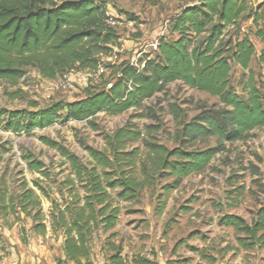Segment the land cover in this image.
Here are the masks:
<instances>
[{"label":"trees","instance_id":"16d2710c","mask_svg":"<svg viewBox=\"0 0 264 264\" xmlns=\"http://www.w3.org/2000/svg\"><path fill=\"white\" fill-rule=\"evenodd\" d=\"M247 10V3L240 0H198L183 6L170 21L176 38H161L156 56L146 55L136 66L129 60L104 64L114 48L121 47V36L108 23L109 11L98 0H0V82L15 86L29 69L48 80L75 67L109 77L73 102L59 101L43 108L34 103L32 110L0 109V127L7 132L30 136L58 123L89 125L102 113L120 116L132 111L131 120L153 118L145 103L176 82L218 100L180 124L179 144L172 150L149 142L132 121L106 138L110 154L86 148V162L58 142L40 137L70 166L69 175L60 183V191L67 187L70 202L60 206L51 200L55 210L50 221L40 218L42 205L35 190L51 198L34 181L33 188H27L20 199L11 198L10 205L31 218L36 235L46 234L48 228L62 232L66 260L58 263L92 264L91 244L96 233L111 231L119 221L121 209L116 201H134L145 188L163 179L172 180L164 190L177 189L185 178L205 171L218 154L227 151L228 144L245 141L251 132L264 128V77L259 75L257 81L251 69L255 59L264 66V48L256 58L249 37L234 38L230 31ZM250 18L255 25L260 21L258 15ZM256 37L264 44V29L259 28ZM232 65L248 72L241 95L232 85ZM172 113L176 121L183 116L181 110ZM212 139L215 147H197ZM136 143L146 149L145 156L140 147H132ZM45 167L41 161L28 163L30 171L50 178ZM31 208L39 211L32 214ZM219 226L232 228L243 250L264 247V203L251 224L237 215H225ZM110 250V264H158L155 258L140 254L130 262L120 247L110 245Z\"/></svg>","mask_w":264,"mask_h":264},{"label":"rangeland","instance_id":"374dc122","mask_svg":"<svg viewBox=\"0 0 264 264\" xmlns=\"http://www.w3.org/2000/svg\"><path fill=\"white\" fill-rule=\"evenodd\" d=\"M98 1L108 9L115 21L114 28L121 36V47L114 48L112 57L105 59L104 64L132 61L146 55L154 58L161 38L168 41L176 38L170 29L172 18L183 6L198 3V0ZM240 1L247 3L248 10L230 31L234 38L237 35L241 39L249 37L256 47L258 58L264 48L256 37L257 30L264 29V0ZM255 15L260 18L257 25L250 18ZM138 54L141 56L138 57ZM251 69L257 81L259 75L264 77V66H259L256 59ZM66 74L73 83V89L63 87ZM66 74L48 80L36 70L29 69L26 77L15 86L0 82V109L32 110L34 103L43 108L59 101L73 102L85 97L88 91L109 78H101L78 67ZM247 76L248 72L232 65V85L240 95ZM19 90L21 93H16ZM217 102V98L176 82L145 103L146 107L151 108L153 118L131 120V115L135 114L132 111L120 116L102 113L93 118L89 125L84 122L58 123L45 130H35L30 136L7 132L0 127V223L4 224L6 220L20 223L24 236L32 230L34 223L31 218L20 209L13 211L10 200L20 199L27 188H33L34 181H38L51 198L35 190L42 205L40 218L50 221L51 213L55 210L51 200L60 206L64 201L70 202L67 187L60 191V183L69 175L70 166L57 150L40 141V137L58 142L86 162V148L110 154L106 138L132 121L149 142L172 150L179 144L177 131L180 124L194 119L202 106H212ZM174 110H181L183 114L177 121L172 113ZM146 127H150V130L147 131ZM215 146L214 139L197 144L199 149ZM132 147H140L142 156L147 154L140 143ZM31 160L43 162L50 178L30 171L28 163ZM171 181L163 179L154 183L134 201H116L121 209L117 226L107 233L102 230L96 233L98 245L103 243L105 247L102 253L107 250L105 254H110V245L122 249L124 244L132 246L135 243L142 253L160 258L166 264H264V247L243 250L237 243L236 232L232 228L219 226L220 218L225 215H237L251 224L264 203V128L251 132L245 141L228 144L227 151L218 154L205 171L185 178L177 189L164 190ZM78 192L83 194L80 190ZM30 210L35 214L39 208ZM108 260L105 255L103 264H107Z\"/></svg>","mask_w":264,"mask_h":264},{"label":"crops","instance_id":"0c3cea01","mask_svg":"<svg viewBox=\"0 0 264 264\" xmlns=\"http://www.w3.org/2000/svg\"><path fill=\"white\" fill-rule=\"evenodd\" d=\"M19 224L9 220H6L4 224L0 223V264H54L58 260H66L62 232L54 233L48 228L49 231L46 235H36L31 230L24 236L20 231L21 225ZM22 236L25 237V242L22 240ZM95 237L91 244L90 260L92 264H103L104 256L109 258L112 251H109L110 254H105L107 250L102 253L101 250L105 247L102 246L103 243L98 245ZM122 247L123 256L127 257L130 262L135 255L150 256L146 252L142 253L140 247H136L135 243L132 246L124 244ZM156 262L166 264L160 258H156ZM68 264L74 263L69 262ZM107 264H110L109 260Z\"/></svg>","mask_w":264,"mask_h":264},{"label":"built area","instance_id":"2783aa9c","mask_svg":"<svg viewBox=\"0 0 264 264\" xmlns=\"http://www.w3.org/2000/svg\"><path fill=\"white\" fill-rule=\"evenodd\" d=\"M107 15H108V17H109V21H108V23H109L111 26H114V25H115V21L113 20L111 14L108 13ZM140 56H141V54H138V57H140ZM138 61H139V59H135V58H134V59L131 61V63L134 64V65H136V66H138ZM103 72H104V69H103V68H100V69H99V73H103ZM63 87H64L65 89H73V83H72V81L70 80V77H69L67 74L64 75V77H63ZM54 264H60V263L56 262V263H54Z\"/></svg>","mask_w":264,"mask_h":264}]
</instances>
